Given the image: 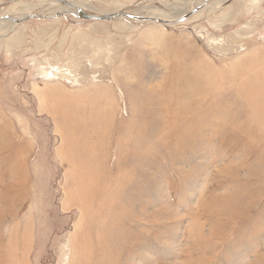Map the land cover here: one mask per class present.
<instances>
[{"label":"rangeland","instance_id":"1","mask_svg":"<svg viewBox=\"0 0 264 264\" xmlns=\"http://www.w3.org/2000/svg\"><path fill=\"white\" fill-rule=\"evenodd\" d=\"M65 1L168 22L0 0V264H264V0Z\"/></svg>","mask_w":264,"mask_h":264},{"label":"water","instance_id":"2","mask_svg":"<svg viewBox=\"0 0 264 264\" xmlns=\"http://www.w3.org/2000/svg\"><path fill=\"white\" fill-rule=\"evenodd\" d=\"M212 0H204L203 3H207V2H210ZM59 2H62L63 4L65 5H68L69 8H73L75 7L76 8V12H75V16H77L78 18H82V19H86V20H112L113 18H116V17H128V18H139L140 20H145V21H154V22H162V23H166L168 22L167 20H163L159 17H145V16H137L135 14H130V13H126V12H116V13H109V14H91L87 11H85V9L77 6L76 4L74 3H71V2H68V1H65V0H59ZM69 10H65V11H61L59 13H57L55 15V17H59L61 15L64 14V12H68ZM46 16H44L43 14H29L27 16H24V17H19V18H16V17H12L10 16V18L7 16V17H4L2 18L1 20H10L11 23H13L14 25L15 24H20V23H23L29 19H33V18H44Z\"/></svg>","mask_w":264,"mask_h":264},{"label":"bare ground","instance_id":"3","mask_svg":"<svg viewBox=\"0 0 264 264\" xmlns=\"http://www.w3.org/2000/svg\"><path fill=\"white\" fill-rule=\"evenodd\" d=\"M200 2V1H199ZM202 2H203V0H202ZM13 186V185H12ZM6 187H8L7 185H6ZM4 191H5V193H3L2 195H0L1 196V199H0V205H3L4 203H5V200H10V203L12 204L13 203V200L11 199V198H9V196H12V193H11V191H13V188H6V189H4ZM7 191V192H6ZM5 196H7V197H5ZM9 203V204H10ZM9 204H7V206L9 205ZM17 205V204H16ZM4 212V211H3ZM0 220H1V218H0Z\"/></svg>","mask_w":264,"mask_h":264}]
</instances>
